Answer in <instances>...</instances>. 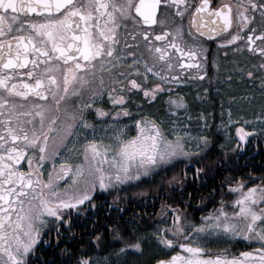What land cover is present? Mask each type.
I'll list each match as a JSON object with an SVG mask.
<instances>
[{"label":"snow or ice","instance_id":"snow-or-ice-1","mask_svg":"<svg viewBox=\"0 0 264 264\" xmlns=\"http://www.w3.org/2000/svg\"><path fill=\"white\" fill-rule=\"evenodd\" d=\"M257 12L264 19V0L218 6L212 0H0V264H58L48 249H58L64 264H93L69 247L81 207L86 202L97 207L96 194L130 189L138 191L107 205L119 219L102 231L93 229L88 243L100 247L123 241L122 233L138 229L151 215L147 208L155 211L159 200L156 215L171 220L165 219L151 236L170 251L178 244L180 251L155 264H264V173L249 174L247 181L224 177L221 186L238 194L231 210L222 199L199 218L188 211L185 193H177V176L169 175L181 157L189 160L182 189L188 187L191 161L198 165L192 182L219 168L199 166L215 147L214 114L204 108L193 117L187 97L172 87L183 83L174 68L182 71L185 65L184 59L174 65L172 53L188 59L200 54L198 43L184 49V18H189L188 35L194 41L218 38L234 24L236 32L221 45L248 32L247 48L260 60L246 76L264 99V47L251 42ZM129 22L135 25L131 32ZM141 25H159L160 31H141ZM259 36L264 39V30ZM197 66L203 67L198 61ZM117 67L123 70L116 72ZM133 96L138 108L159 102L165 114L163 119L141 116L134 121L135 135H129L121 118L132 119L127 105ZM255 118L264 123V105ZM227 123H235L231 111ZM220 126L226 127L223 118ZM236 132L237 146L243 147L239 142L250 134L242 127ZM50 153L61 160L55 175L44 171ZM73 153L80 163L69 162ZM65 178L68 183L61 189ZM137 195L142 199L135 200ZM149 196L150 205L144 203ZM129 207L133 211L125 216ZM113 234L120 240L106 241ZM237 238L258 247L238 256L208 247ZM78 243L82 249L84 243ZM125 248L142 250V241L124 242L119 251Z\"/></svg>","mask_w":264,"mask_h":264},{"label":"flooded vegetation","instance_id":"flooded-vegetation-1","mask_svg":"<svg viewBox=\"0 0 264 264\" xmlns=\"http://www.w3.org/2000/svg\"><path fill=\"white\" fill-rule=\"evenodd\" d=\"M222 2H230L235 4L237 0H212L213 6H218ZM188 20L189 18L186 16L184 18L185 21V42L184 43V49L187 51L189 49V46L192 43H198L200 44L199 49V56L193 57L191 59H188L187 57H181L179 52H173L172 53V63L174 65L178 64L180 59L185 60V65L182 71H180L178 68H174L173 75L176 74L177 71L180 72L181 79L183 80V83L179 85H172L174 89H176L179 93L184 94L189 102H193L195 100V95L197 97H202L201 104L205 106V108L209 109L208 111L214 112V116L216 119V112L219 108V103H217L216 99V92L219 89V84L221 83L222 79L226 78H232V79H242L247 78L246 71L250 68L251 65L256 64L259 62L260 57L258 53H252L248 50L247 44L249 43L247 36L248 32L244 31L240 33L241 39L238 41L233 42L231 45H221L219 43L220 40L224 39H230L231 35L236 32V25L234 24L232 28L229 29L227 33H220L218 38L217 37H204L203 39L197 38L195 41L192 39L191 36L188 35ZM255 26L257 31L255 32L253 36V40L251 41L258 47H264V39H261L259 36V33L261 30H264V19H261L259 16V13L256 14V20H255ZM141 31L149 30L150 27L154 29V31L158 32L160 31V26H148V25H141ZM135 28V25L132 22H129L128 24V31L131 32ZM251 30V29H249ZM130 43H134V41H129ZM123 43V41H122ZM143 48V45H141ZM197 61L200 65L203 67L197 66ZM123 69L120 67H117L115 69L116 72L122 71ZM105 79H107V76H105ZM220 81V82H218ZM258 87V86H257ZM205 89H208L206 92ZM107 97L105 96V100ZM77 100H80L79 97L76 98V100L70 101V103H75ZM136 96L131 97L128 107L131 108V111L133 113L132 119L129 120L127 118H121V122L123 125H127L126 131L129 135H135L136 128L134 121L136 119H140L141 116H145V118H150L146 114H151V116L156 115H162V113L165 111V108L161 106V104L154 103V104H145L143 107L138 108L136 105ZM212 100V101H211ZM190 103V104H191ZM155 106V110H152L150 107ZM109 107H111L109 105ZM220 120V119H219ZM214 129V128H213ZM215 130V129H214ZM215 135V138L218 139V144L221 146L223 136L217 132ZM249 140H252L254 145V152H258L259 146L264 150V135L256 129L254 133L252 132L248 139L245 141L239 142L240 144H244L249 142ZM238 142H235L232 146L228 147H234L237 146ZM51 154V153H50ZM178 159H186V158H178ZM49 160V159H48ZM47 160V161H48ZM45 161L44 165L47 163ZM24 163L25 167H27V163ZM205 163V161H204ZM189 164V160L187 162V165ZM192 167L188 169V181L186 182L188 184L187 188H183V190H191V189H199V188H206L210 189L212 187L210 183V171L208 172L207 176H203V181L197 180L196 182H192V176L197 166L194 164V160L191 161ZM206 164H209L206 162ZM186 165V166H187ZM186 166L181 167L177 170V174L181 173V177H177V183H176V189H182L180 186V181L183 177L184 170ZM260 168V167H259ZM224 169L226 167H219L217 171L221 172L222 175ZM176 174V176H177ZM217 188L221 187V183L217 181L216 184ZM101 204H103L104 207H106V211H103V213L99 217V222H101L103 219L109 220V214H112L109 212L107 205L112 203L113 198H106L100 200ZM188 201V200H186ZM158 202V203H157ZM156 202L157 211L160 210V201L158 200ZM145 204H152L153 201L146 200L144 201ZM151 208V207H150ZM149 208V209H150ZM210 211V209L205 210V214H207ZM156 213L152 216L153 220L161 222L162 220L167 219L168 216L161 218L156 215ZM80 214L83 215V211L81 210ZM112 218H114V215L112 214ZM102 226H99V229ZM82 235V231L79 230L75 233V237L79 238ZM209 248L212 249L213 253L218 252L219 249H225L229 256L237 255L242 251H247L250 249H253L258 246H253L247 242L240 241L238 238L234 239L232 242H230L227 245H208ZM92 255V254H91ZM88 257H91L90 255Z\"/></svg>","mask_w":264,"mask_h":264},{"label":"trees","instance_id":"trees-1","mask_svg":"<svg viewBox=\"0 0 264 264\" xmlns=\"http://www.w3.org/2000/svg\"><path fill=\"white\" fill-rule=\"evenodd\" d=\"M215 139V147L213 148L211 154L208 157H205L204 160L201 162V165L203 166L208 162L209 164L213 165H219V167H226L224 169L223 174L219 171H217L218 168H212L210 171V183L212 187L210 189H191V190H183V189H177V193L180 191H183L185 193V196L183 197L186 200H190L191 207L188 208V211L196 218H199L201 215L205 214L206 209L213 210L215 207L219 206L220 201L223 199L225 202L229 200L230 195L227 191V185H224L223 187H216L217 181L221 183V180L226 176L231 177H237L242 178L244 180H248L249 174H254L255 176H259L261 173H264V150L259 146L258 152H254V145L252 140H249V142L242 144L243 147L234 146L231 148H222L218 144V139ZM181 162L176 164V166L169 170V175L177 174V170L181 167H184L187 165L188 159H180ZM205 161V163H204ZM195 166H198L194 160ZM260 167V168H259ZM177 177H181V173L177 174ZM203 176L200 178V181H203ZM215 190V191H213ZM137 189H130L128 192H117L115 190L111 191L109 194L108 192H105L103 194H96L94 203L97 207L93 208L90 204L87 202L84 206L81 207V210L83 211V215L80 214L79 218L76 220L74 225V233L78 232L79 230L82 231V235L79 238H74L69 241V247L73 250V253L75 256H83L88 257L97 255V254H107L111 250L117 248L120 245H124V242L130 243H136L137 241V234L139 233H146L148 232L152 226L159 221L153 220L152 216L156 213V210L154 211L152 208H147V212L151 213V215L140 224V227L138 229L129 228V231H125L122 233L123 241L121 242H106L100 247H97L95 245V242L88 243L90 236L95 235V232L93 229H96L97 231L104 230V225L107 223H110L112 220H118L119 217L116 216L115 212H112L114 215V218H112V214H109V220L103 219L101 222H99V217L103 213V211H106V207L101 204L102 199L106 198H114L116 196L125 197L130 192H137ZM191 193V196L189 197L187 194ZM129 198H132L129 196ZM142 197L140 195H137L135 197V200L139 201ZM147 200L153 201V198L151 196L148 197ZM158 201V200H157ZM155 201V203L157 202ZM158 203V202H157ZM150 205V204H149ZM126 206L125 204L121 205V207ZM141 208H143V204L141 205ZM157 208V205H156ZM133 211L132 207L128 208V213H125L124 215L127 216L129 213ZM160 211V210H159ZM158 212V211H157ZM138 219V218H137ZM168 221L171 220V216L169 215L167 217ZM102 226L99 229V226ZM151 225V227H149ZM113 240H120V237H116L113 235H109L106 237V241H113ZM83 242L84 247L81 249L80 243ZM63 247V245H61ZM176 249L180 250L178 245L174 246ZM174 250V249H173ZM92 254V255H91ZM47 255L49 258L56 260L58 259V264H64L65 258L63 254L59 252L57 249L55 253H53L50 249H48Z\"/></svg>","mask_w":264,"mask_h":264},{"label":"rangeland","instance_id":"rangeland-1","mask_svg":"<svg viewBox=\"0 0 264 264\" xmlns=\"http://www.w3.org/2000/svg\"><path fill=\"white\" fill-rule=\"evenodd\" d=\"M218 87L219 89L216 92L215 97L217 99V103H219V108L216 112L215 123L212 125V127L223 136L221 147L228 148L235 142L239 141V136L236 132L237 127L244 128L247 132H249V134H251L252 132L254 133L253 129H258L264 135V123H261L255 118L256 115L260 113L261 106L264 105V99L261 98L262 94L256 90L257 85H253L246 78H226L221 80V83ZM201 99L202 97L199 98L197 97V95H195V100L192 103L189 102V104H191L188 111L193 117H196L197 113L205 108V106L201 104ZM150 108L152 110H155L154 105ZM229 111H231L232 119L235 122L233 124L227 123ZM212 113L214 114V112ZM164 114L165 111L162 113V115L159 114L155 117L163 119ZM221 118H223L226 127L220 126ZM245 121H247V123H245ZM197 130L198 129L195 126L194 120L192 131L193 133H195ZM82 142L83 141H81V143ZM61 155L64 154L62 153ZM53 161H55V168H53ZM69 162L75 165L77 163H80V160L76 159L75 153H73V155L69 158ZM60 164L61 160L59 158L52 157L50 154V159L44 165L45 174H47L48 171H52L53 175H55V172L59 170ZM67 183V178H65V181L60 184L61 189H63ZM229 195L230 198L226 201V203L228 204L230 211L231 202L237 198L238 194L232 193ZM164 221L165 220L156 222L146 233L137 234L136 238H140L142 241V250H137L135 248H125L123 252H120L119 249L124 247V245H120L107 254H97L91 256L90 258L92 259L93 264H155L156 259L167 258L173 254V251H180L175 247L173 248L174 250L172 249L170 251L167 248L159 246L154 242V238L151 236V232L154 231L156 227L162 226ZM238 239L253 246H258L253 242L244 240L243 238ZM233 240L229 242L213 241L210 244L218 246L227 245Z\"/></svg>","mask_w":264,"mask_h":264}]
</instances>
